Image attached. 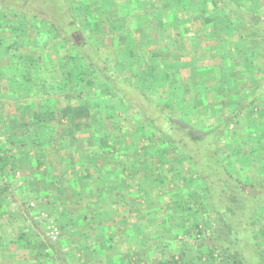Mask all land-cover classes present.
Here are the masks:
<instances>
[{
    "label": "trees",
    "instance_id": "obj_1",
    "mask_svg": "<svg viewBox=\"0 0 264 264\" xmlns=\"http://www.w3.org/2000/svg\"><path fill=\"white\" fill-rule=\"evenodd\" d=\"M7 1H11L9 6H13L10 7L12 11H16L22 17L35 18L44 24H49L57 34L60 44L69 47L64 58L69 59L70 62L75 58H81L83 66H48V73L45 75L48 77L47 85H45V78L40 80L36 72L34 73V60L27 54H10L8 67L0 69V99L4 100L5 105L8 106L7 112L0 113V117L5 118L4 122H7L4 123L1 120L3 125L0 124V210L4 209L5 201L8 200L9 183L7 181L13 176L15 167H23L27 164L26 161L34 159L37 169L44 166L45 171L42 170L41 176L45 178V184L40 192L35 187L34 190L32 188V192L39 198H42L41 194L45 193L42 196L47 197L48 203H54L59 213L58 217L62 220L59 223L61 234L58 240L54 244L46 240L43 242L57 256L63 254V249L71 244L82 249L83 258L88 260L86 264L90 263L92 256L101 259L105 248H112L108 245L109 242L115 243L111 233H116L113 231V225H107V221L103 220L107 213L105 208L108 209L109 204H115L131 210L132 200L130 201L129 195L125 192L134 186L137 189L149 187L153 197L160 195V189H162L164 196H167L163 209L172 210L171 214L183 218L181 227L186 231L185 235L191 228L188 218H196V221L200 219V224H203L206 229L194 227H198L197 236L202 235L204 239H198L199 242L194 244L199 248V253L193 260L194 264L207 252L220 255L224 264H264L262 244L264 237L257 230L258 227L264 229V218L261 214V208L264 207V17L253 10L254 6L249 3L252 0H174L171 5V0H157V9L154 8L148 18H143L147 26L150 21L159 25L160 32L166 38L163 39L166 43L165 51L179 41H185L184 36L179 34V29L176 33L171 24L176 23L175 25L179 26L181 23V25H190L191 28L197 25L202 26L204 23L198 24L200 16L204 20L205 17L211 21L218 20L217 26L213 22H209L212 25L204 24L205 29H211L216 35L235 31L233 27L238 29L239 35L243 30L250 39L252 36L257 38V46L260 48L257 54L249 57L241 51L238 57L232 58L235 61L233 64L243 66L251 65L247 61L254 59L253 65L258 66L260 75L254 78L253 75L257 70L247 69L251 76L250 81H246L245 77L243 84L239 80L230 79L225 82L227 86H222L217 81L213 84L204 82L189 90L183 88L184 91L181 92L176 81L165 72L164 79L168 78L165 84L170 89L178 87L179 96L174 101L177 103L172 101L178 109L169 108L167 104L159 103L158 106L145 96L144 92L153 88V70L147 66L144 71L140 70L141 66L137 63L136 66L111 67L100 61L93 50L91 56L87 53L88 50L85 51L87 48H79V51L75 52L69 34L63 30L57 19L50 15L46 0L41 3L44 5L41 11L37 6L31 5L33 0H29L26 4L18 3L17 1L20 0ZM65 1L58 0L63 12L67 11ZM245 1L249 4H244ZM254 1L258 2V0ZM224 10L228 15L224 13ZM229 13L234 17L229 16ZM231 21L239 23L243 29L231 24ZM132 26L135 30V24ZM242 36L239 37V41ZM53 49L51 48L50 51L56 59H59L56 53L58 50L55 49L54 52ZM28 68L34 77L27 73ZM126 70L139 76L138 81L134 77L133 79L122 77ZM77 73H80V76H77ZM238 78L239 76L235 79ZM99 81L100 99H103V94H107L106 92L111 97L114 93L117 96L116 101H121L122 97L131 108L138 110L137 115L141 120L144 119L146 124H150L163 133L166 139L161 141V138H158L155 141L153 137H150L142 140L133 135L131 142L124 144L120 141V134H114L115 130L108 132L105 121L98 122L97 129L100 134L88 130V135L83 136L82 130L86 127L89 129L91 121L96 122L97 119H108L113 129L122 126L121 120L116 121L117 115L113 109L115 100L112 98L110 102H105L96 101L98 98L87 97V99L82 98V104H73L69 92L75 89V100L78 101L83 97L81 95L89 92V89L95 87ZM122 84H127L133 93L141 100L144 99L146 106L143 107L135 102L130 96L133 95L132 92H128L129 95L125 93L121 89ZM47 86H51V93H64L61 105L46 99L35 106L36 103H33L35 98L31 99V95L46 97ZM241 87L244 94L238 97ZM223 92L228 96L224 97ZM211 93H215V96ZM169 96L168 101L171 100ZM221 104L227 107L226 112L220 110L224 108ZM2 105L4 106L0 102V106ZM256 105L261 108L257 109ZM148 106L154 109V114L149 113ZM163 107L176 115L164 113ZM17 109H20L22 114L19 123L11 121L16 120L15 117L7 114L12 110L15 113ZM92 110L96 113L92 114ZM193 110H198L200 117L206 112L207 122L202 127H198L199 129L182 121L179 117L182 112L189 114ZM217 110L221 111L217 120L207 125L208 121L215 117ZM208 114L213 117L210 118ZM156 115L162 120V125L168 126L169 129L159 126ZM189 115L194 117L195 114ZM66 119L72 123L70 127L73 130L69 128V125H62ZM231 124L239 128L236 137L233 138V144L230 143L238 149L237 158L224 155L223 139ZM60 126L64 129L61 132L57 130ZM7 142L17 148L15 152L19 155L6 147ZM117 143L119 147L116 146ZM165 144L171 146L170 151L164 147ZM57 151L63 152L62 157L54 158ZM167 151L171 154L169 157L166 154ZM155 154L158 163L167 162L166 166H169L168 170L172 176L158 177L154 173L147 175L146 169L151 167L149 158ZM239 158L241 161L250 160V163L240 166L243 175L244 170H247L253 177L259 173L261 178L250 182L245 176H241L238 170L232 172L230 162L232 159ZM258 158L259 162H257ZM131 159L134 161L126 164ZM182 164L185 165L186 175H182L184 174ZM175 176H179L185 182L182 187L174 184ZM28 181L31 183L32 179ZM21 188L23 190L24 185ZM89 191L96 195L94 203L91 202L93 197L91 198ZM146 197H150L147 192L142 194L141 198ZM156 199L152 200L157 202ZM134 204L137 205L136 201ZM158 206V204L152 206V210L148 211L149 216L161 210ZM103 212L104 217L99 216ZM123 218H125L123 225L129 224V228L135 233V239L130 243H136V246L132 247L131 252L135 249L140 250V256L146 258L144 264H151L148 262L149 254L159 251L161 254L164 253V257L174 251L177 258L171 255L173 262L160 259L156 264H184L183 257L178 252L180 248L178 238L173 231L166 233L160 225L154 224L153 220L148 219L149 222L143 220L133 224L129 218ZM4 230L5 228L3 232ZM28 234L33 233H28L21 227L15 229V237L11 241V244L15 246L14 251H27L32 264H49L46 256L35 254V240L29 238ZM126 241L128 243V240ZM185 245L188 244L184 243L183 248ZM202 247L205 248L201 250ZM61 264L68 263L61 257Z\"/></svg>",
    "mask_w": 264,
    "mask_h": 264
},
{
    "label": "rangeland",
    "instance_id": "obj_2",
    "mask_svg": "<svg viewBox=\"0 0 264 264\" xmlns=\"http://www.w3.org/2000/svg\"><path fill=\"white\" fill-rule=\"evenodd\" d=\"M43 1L44 0H33L31 2V5L37 6L38 10L41 11V9L44 8V5L41 4V3H43ZM150 1H151V4L146 5L144 7H140L138 9V11L142 15H149L152 13L154 8L157 9L158 1L157 0H150ZM17 2L20 4H26L27 2H29V0H27V1L26 0H20ZM45 2H47L46 5H47V9H48L50 15L54 19H57L56 21L61 24V27L63 28V30H65V32H67L69 34V36H72V37H70L71 43H73L74 40L79 41V42L81 41L82 43H84V42L88 43L89 40H88L87 31L91 30L92 28L97 27L96 26L97 25L96 18L98 16L100 17L103 15H107V16H109V18L112 17L111 14H108V13L107 14H103L102 12L99 13L98 9L96 7H94L93 4H87L82 0H66L65 4L67 7V11H64V12L62 11L60 4L58 3V0H46ZM90 2H93V0H90ZM173 2L174 1L171 0L170 5ZM246 2L247 1H245L244 4L250 3L251 5L254 6V7H252L253 10L255 12L259 13L262 17H264V0H258L257 3L254 0L249 1V3H246ZM10 4H11V1L0 0V57L9 59L10 53L11 54L40 53V52H42L45 45H47L49 48H54L53 49L54 52H55V49L58 50L56 53L63 51L64 56L62 58L65 61V64H67V66L70 65L71 62L69 61V59L64 58L65 52L67 54V48H69V47H67L65 45H61L60 44L61 42L59 41L58 38H53L55 35H54L53 29L51 28V26L49 24L47 25L46 23L44 24L41 20H38L35 18L22 17L16 11H12V8H10V7H13V6H9ZM156 4H157V6H156ZM224 13H226L225 10H224ZM226 15H228V13H226ZM229 16H231L232 18L234 17V15H230V13H229ZM231 24L243 29V26H240L239 23H235V21H231ZM233 30H235V28ZM20 34L22 36L28 38L27 42H30V43L26 44L25 42H23L24 38H22L20 36ZM35 34H37V35H35ZM38 34H43V35L41 37H39ZM242 35H243L242 37H245V39L248 42L249 41V39H248L249 35L247 36V33L243 30H242ZM73 36H74V39H73ZM30 38H33V39H30ZM99 40L103 41L101 39H97V42ZM256 40H257V38H256ZM258 44H260V43H258ZM256 45H257V41H256ZM96 47H98V46H96ZM106 50H104L102 52L103 55L106 54ZM6 52H7V54H5ZM2 54H4V56ZM48 55H52L50 58V61L52 59L50 64L55 66V56L53 55V52L49 51ZM79 63L82 64V61H79ZM82 66H83V64H82ZM140 72H139V74H140ZM79 74L80 73H77V76H80ZM258 74L260 75V72L255 71L253 77L254 78L258 77ZM122 75L124 77H128L129 79H133V77L135 79L136 77H138L135 73L129 72V70H126V72H124V74H122ZM242 76H243L242 78L239 77L240 83L242 82V84H243V81L245 78L244 76H246V79H245L246 81L247 80L250 81L249 79L251 76L248 73V70L244 71ZM192 82L193 81L191 80V83ZM99 84H100V81L98 82V84L95 87L90 88L89 92L81 95L83 97H81V98L79 97L80 99L78 101L75 100L76 99L75 98L76 97L75 96V93H76L75 89H73L71 92H69L71 100L74 102L73 104H76V103H77V105L82 104V102H81L82 98L87 99V97H90L91 99H97L98 98L96 101H102L103 100L105 102H108V101L110 102L111 98H112V100L113 99L115 100L113 109L115 110L114 112H116V115H117L116 121H117V119L121 120L122 126H118L117 129H113L111 127V121H109L108 119L107 120L97 119L96 122L91 121V125H90L91 127L89 129L86 127L82 130L84 132L83 136L88 135V130L90 132L100 134L99 130L97 129L98 122L99 121H101V122L105 121L106 128H107L108 132L115 130L114 134H120V137H121L120 141L122 143L124 142V144H127V143L129 144L132 140L131 136H133V135H134V137L138 136V139L142 138V140L144 138H150V137H153L155 139V141H157L158 138H161V141H162V139H166L163 137V133L156 130L150 124H146L145 123L146 121H144V119L141 120L139 118V116L137 115L138 110H136L135 108H131L127 104V102L123 100V98L120 95L119 96L121 97V99H120V97H119V99L121 101H116L117 96H115L113 93V95L111 97L110 95H108L109 94L108 92H106L107 94H103V97H102L103 99H100L101 98L100 97L101 91H100V88L98 87ZM183 88L184 87L181 85V88H180L181 92L184 91ZM186 88H187V86H186ZM121 89L127 94H128V92H132L128 86H125L123 84L121 85ZM189 89L190 88L188 87L187 90H189ZM45 90L48 93V94L46 93L47 100L49 99L53 103L56 102V105L62 104L64 93H62V94L58 93V92L51 93L52 92V91H50V90H52L51 86H47V88ZM164 92H165V94H164ZM144 94L154 104L155 103L157 105L159 103L162 105L167 104V105H169V108L172 107V109H174V107H175L174 106L175 104H173V102L175 100H177L178 96H179V92H178L177 88L176 89H170L169 86L165 84V80H163L160 83L158 82L155 86H153L152 89H150V91L144 92ZM211 94L215 96V93H211ZM243 94L244 93H243V90L241 87V90L238 93V97L243 96ZM163 95H165V96H163ZM222 95H224V97L228 96V95H226L225 92H223ZM130 96L132 97V99L135 100V102L140 103L141 106H143V107L146 106V104L144 103V99L141 100L135 93H133V95H130ZM168 96L171 99L169 101H168ZM83 103H85L84 100H83ZM174 103H177V102H174ZM3 104H4L5 108L3 107V105L0 106V113L1 112H7V110H8V106L5 105L6 103L3 102ZM221 106L224 108H220V110H222L223 112L224 111L226 112L227 107L224 104H221ZM256 108L259 109L261 107L259 105H256ZM175 109H178V108L175 107ZM147 110L149 111L150 114H154V109L152 107L148 106ZM162 110L166 114L170 115L172 113L173 115H176V113L169 111L168 108L165 109L163 107ZM220 110L216 111V113L214 114L215 115L214 118H212L213 115L208 114L209 117L212 118V120L208 121L207 125H210V124H212V122H214V120H217V117L220 115V112H221ZM91 113L95 114L96 111L92 110ZM190 113H194L195 114L194 117L190 116L189 115ZM190 113L187 114V113L182 112V115H180L179 117L181 118L182 121H185L186 123H189L196 128L202 127L203 124H205L207 122V118L205 115L206 112H204L203 113L204 115L201 117L198 113V110H193ZM7 114H10V116L15 117L16 120L13 119L11 121L18 122V123H19V120L21 119V116H22L20 109L19 110L17 109L15 111V113L13 110V112L10 111ZM155 117L158 119V124L160 127H164V129H169L168 126L162 125L163 122L160 119V117H158V115H156ZM1 120L4 122L5 118L0 117V124L3 125V122ZM113 122L115 124H118L115 121H113ZM4 123H7V122H4ZM65 124L69 125V128L73 130V128L70 127L72 125V123H70L69 120L66 119L65 121L62 122V125L65 126ZM141 126H143V127H141ZM237 127H238L237 125L231 124L228 128L229 129L228 133L226 134V136L223 139V143L225 145L224 155H230L233 157L236 156V158L238 157V155H237L238 149L234 148L233 145H231L230 143L233 144V138L236 137V132L239 131V128H237ZM57 130H59L61 132L64 129L62 128V126H60V127H57ZM161 131H163V130H161ZM122 133H124V135ZM140 136H142V137H140ZM228 138H229L230 142L228 141ZM116 146L119 147L120 145L117 143ZM6 147L8 149L12 150V152L14 154L16 153L15 151L17 150V148H15L14 145H11L10 143L7 142ZM164 147L170 151L171 146L165 144ZM169 153L170 152H168V151L166 153V154H168V157L171 155ZM16 154L19 155V153H16ZM56 154H58V156L62 157L63 152L57 151ZM54 156H56V155L54 154ZM30 158L33 159V157L31 155H30ZM54 158H57V157H54ZM149 160H151L150 161L151 167H148L146 169V173L148 176H150L151 173H154V175L158 176V177H161L163 175L166 177L172 176L168 170L169 166H166L167 162L158 163V161L156 159V154L154 156H152L151 158H149ZM258 160H259V158L257 159V162H259ZM133 161L134 160L131 159V161L126 162V164H129L130 162H133ZM26 163L27 164L24 165L23 167H15V171L13 173V176H11L9 181H7L9 183L8 191H7L8 192V200H7V202L5 201L4 209L0 210V246L3 245L2 248H0V253L7 252L4 250H7L8 247H9V249L11 248V250L14 251L15 246H13L11 244V240L14 239V237H15V229L18 227H21L24 230H27L28 233L29 232L33 233L32 235L28 234L29 235L28 237L35 240L34 241V244L36 247L35 254L39 253L43 256H46V259H47L49 264H60L58 257L52 251V249H50L48 245H45L43 243L46 240V241H49L50 244L51 243L54 244V242H56L58 240V237L61 234V229H60V224H59L60 221L58 219L59 213L57 212V209H56L54 203H52V204L48 203L47 197L42 196L45 193L41 194L42 198H39L37 194H34L32 192L34 190V187L36 189H38V191L40 192L43 185L45 184V182H44L45 178H43V176H41V173H43L42 170H44V166L39 167L37 169V167L35 166L34 159L28 160V161H26ZM245 163H250V160L246 159L244 161H241L240 158L235 159V160L232 159V162H230L232 172H235L238 170L239 174H241V176H245V178L250 182L253 179L255 181L256 178H261L259 173H257L253 177L252 174H250V171L248 174L247 170H244V175H243L240 166H242ZM184 167H185V165L182 164L181 168H182L183 173H184L182 175H186ZM34 176L36 178H34ZM190 178H192V177H190ZM28 179H32L31 183H29ZM170 183H173V182H170ZM25 184H26L27 188H26ZM174 184L180 185L182 187L183 184H185V182H183V180L179 176H175ZM23 185H24V189L22 190L21 186H23ZM162 187L165 188V186H162ZM25 188L28 190H31V191L28 192ZM32 188H33V190H32ZM131 190H128L125 192L129 195L130 201L132 200V204L130 207L135 206V207L140 208L142 211L144 210L145 213H143L142 218L145 217V218L149 219V221L153 220L154 224L160 225L166 233L167 232L169 233L170 230L173 231V233L176 234L177 238H178V245L180 247L178 252H180V254L183 257V260H184L183 263L184 264H194L193 260H195V256H197V254L199 253V248L195 247L194 244L199 242V241H197L198 239L204 240L202 238V235L197 236V232H198L197 229H198V227H201L202 229H206V228H204L203 224H200V219H197V221H196V218H188V220H189L188 223L191 224V228L189 229L188 234L185 235L186 231L183 230L181 227V219H183V218H179L178 216L171 214L172 210L167 211V210L163 209L164 203L167 201V196H164V193H162L163 192L162 189H160L161 194L157 195V197L152 196L153 193L150 191L149 187L148 188L143 187L142 189H140V188L137 189L136 187L133 186V188ZM146 192L149 194L150 197H146L144 199L141 198L142 194H145ZM159 197L161 198L160 200L158 199ZM152 199H156L157 202L155 200H152ZM135 201H136L137 205L134 204ZM150 203H153V204L150 205ZM154 204H156V206L158 204L159 205L158 207H160V209L163 211L161 212V210H160L158 213L155 212V213H153V215L149 216V214H147V213H148V211L150 212L149 209L153 208L152 206ZM174 208H176V207H174ZM261 214L263 215V218H264V207L261 208ZM188 217H191V216L188 215ZM194 219H195V221H194ZM263 221H264V219H263ZM15 226H16V228H14ZM196 226H198V227L194 228ZM3 228H5L4 232H3ZM159 229H160V231H162L161 228H159ZM257 230L259 231V234L262 237H264V229H261V227H258ZM189 232H191V234ZM195 236H197V237H195ZM195 238H196V240H195ZM184 243H187L188 245H185L183 248ZM262 244H263V248H264V243H262ZM65 248H66L65 253L68 250L67 255L70 256V257H67L68 264H78L79 261H80L79 262L80 264H86L87 263L85 261H82L83 258H82V255H80V254H82L81 253L82 249H78L77 246L71 247L70 244H68ZM204 248L205 247H202L201 250H203ZM2 249H4V250H2ZM183 249H185V250H183ZM182 250H183V252H182ZM14 253H16L17 255H21L23 257H26L28 259L30 258V256L27 255L28 252L25 250H21V251L15 250ZM158 254L161 255V258L164 261H166V259H168V256L171 257V255H175V258L177 257V254H175L174 251H172V253L169 254L167 257L163 256L164 253L161 254V252H158ZM75 260L77 262H75ZM196 262H197L196 264H224L225 263L223 261L222 257L220 255H218L217 253L216 254H213V253L209 254L208 252L206 254H204V256Z\"/></svg>",
    "mask_w": 264,
    "mask_h": 264
},
{
    "label": "crops",
    "instance_id": "obj_3",
    "mask_svg": "<svg viewBox=\"0 0 264 264\" xmlns=\"http://www.w3.org/2000/svg\"><path fill=\"white\" fill-rule=\"evenodd\" d=\"M82 1L87 4H93V6L98 9L99 13H108L111 14L112 17L109 18L107 15L100 17L98 16L96 18L97 27L87 31L89 40L88 43H82L81 41L79 42L74 40L73 50L77 52L79 51V48H87L85 51L88 50L87 53L90 56L92 55L91 51L93 50V52L99 56L100 61L107 63V65L111 67L136 66L135 64L137 63V65L139 64V66H141L140 70L144 71L146 70L147 66L149 69L153 70V86H155L158 82L160 83L163 80H168L166 77V79H164L163 75H165V72L171 75V77L176 81L177 86L179 85L178 87L181 88L182 85L184 88L187 86V88L189 87L191 89L195 85L197 86L199 83L204 82L213 84L217 81L222 86H227L225 84L226 81L229 79L232 81L239 80L243 77V72L247 69L258 71V66L253 65L254 59H248L247 62L251 64L248 66H243L242 64H233L235 61L232 59L238 57L241 51L245 56L249 57L251 55L257 54L260 48L256 45V38L252 36V39L248 38L249 41L247 42L244 37H241L242 39L239 41V37L242 34L240 33L239 35L237 28H235V31L231 30V32L225 33V35H216L215 32L211 31L209 28L205 29L204 24H209V22H213L214 25L217 26V19H212L211 21V19L207 20L205 17L204 20L200 16L198 19V24H204L202 26H198L196 24L197 26L192 28L190 25H181L180 23L178 26L175 25L176 23H172L171 26H173L174 31L177 33L179 29V34L184 36L185 41L180 39L182 41H179L178 44H175L171 49L165 51L164 47L166 43L163 41V39L166 38L163 33L160 32L159 25L153 21L149 22V26L145 25L143 18H148L149 16L142 15L138 11L140 7L151 4L150 0H93V2H90V0ZM132 23L135 24V30L133 29ZM232 29L234 28L232 27ZM53 32L55 35L53 38H57V34L54 30ZM38 35L41 37L43 34ZM20 36L24 38L23 42L26 44L30 43L27 42L28 38L22 36L21 34ZM97 39H101L103 41L99 40L97 42ZM50 49L51 48L45 45L42 52L40 53H23L29 55V58L32 57L34 60L33 66H35L33 67L35 68L34 73L36 72L40 80L45 78V85H47L46 78L48 77L45 75L48 73V66H53L50 64L52 61V59L50 61L52 55H48ZM104 50H106V54L103 55L102 52ZM5 54H7V52ZM2 55L4 56V54ZM58 56L59 59H56L55 57V66H67L62 58L64 56L63 51L58 52ZM80 60L81 58H75L74 61H72L68 66H82V64L79 63ZM8 61L10 62L9 59L0 57V69L8 67ZM133 62H135L134 65ZM228 63H230V65H227ZM160 66L163 67L164 71ZM27 73H30V75L34 77V74L30 72V68H28ZM238 76L240 78L235 79ZM122 77L124 76L122 75ZM138 78L140 77L138 76L135 79L137 80ZM191 80L193 81L192 83ZM128 83L130 85H134L132 82ZM123 85L127 86V84ZM46 97H37L31 95V99L35 98L33 102L36 103L35 106L40 101L46 100ZM0 102L3 103L4 100L0 99ZM55 155L56 156L54 157H58V154ZM90 196L91 198L93 197L91 202L94 203L96 195L94 192H90ZM109 205L110 207L108 209L105 208V212H107L105 217L103 216L105 214L104 212L101 213V215L99 214V216L104 217L103 220L105 222L107 221V225H113V231H116V233H111V235L113 237L112 240H114L115 243L109 242L108 245H111L112 248L108 249V247H106L104 255L100 257L101 259L92 256L91 261L88 264H144L143 262L146 260V258H142V255L140 256V250L135 249L134 252H131L132 247L136 246V243H130L135 239L134 231L129 228V224L123 225V221L125 219L123 217L129 218L133 224L143 220L148 221L147 218H142L143 213H145L144 210L142 211L138 207H132L131 210H129V208H121L115 204ZM58 219L60 222L62 221L60 218ZM146 224L148 225V223ZM14 228H16V226ZM124 238L128 240V243L126 240H124ZM11 241H13V239ZM4 251L7 252L0 253V264H32L30 258L28 259L21 255H17L13 250H11V248L9 249V247ZM64 251L66 250L63 249V254L61 253L60 256L56 255L60 261V264L61 257L67 263V257H70L67 255L68 250L66 253H64ZM80 255H82L83 258V253ZM160 259L162 260L161 255L158 254V252H153L149 254L148 262L151 264H156L157 260ZM169 260L172 261L170 256H168V261ZM82 261L88 262V260L84 258ZM75 262L77 261L75 260ZM79 262L78 264H80Z\"/></svg>",
    "mask_w": 264,
    "mask_h": 264
}]
</instances>
